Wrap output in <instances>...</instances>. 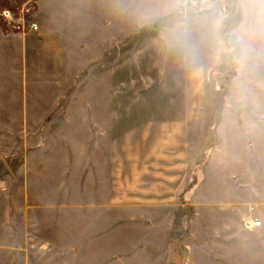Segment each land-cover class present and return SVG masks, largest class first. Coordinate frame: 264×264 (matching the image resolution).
<instances>
[{"label": "rangeland", "instance_id": "374dc122", "mask_svg": "<svg viewBox=\"0 0 264 264\" xmlns=\"http://www.w3.org/2000/svg\"><path fill=\"white\" fill-rule=\"evenodd\" d=\"M235 21L0 0V264H264V47L242 60Z\"/></svg>", "mask_w": 264, "mask_h": 264}, {"label": "clouds", "instance_id": "9594fccd", "mask_svg": "<svg viewBox=\"0 0 264 264\" xmlns=\"http://www.w3.org/2000/svg\"><path fill=\"white\" fill-rule=\"evenodd\" d=\"M236 21L232 25L228 42L237 50L239 57L247 59L258 47H264V0H232ZM173 43L195 54L194 45L179 28L173 34ZM224 44L225 41H221Z\"/></svg>", "mask_w": 264, "mask_h": 264}, {"label": "built area", "instance_id": "2783aa9c", "mask_svg": "<svg viewBox=\"0 0 264 264\" xmlns=\"http://www.w3.org/2000/svg\"><path fill=\"white\" fill-rule=\"evenodd\" d=\"M3 16L7 19H11L9 12H4ZM32 29H33V31H37L36 26H34V28H32ZM262 226H263V224L261 221H257V222L250 221L246 224V228H248V229H258Z\"/></svg>", "mask_w": 264, "mask_h": 264}, {"label": "crops", "instance_id": "0c3cea01", "mask_svg": "<svg viewBox=\"0 0 264 264\" xmlns=\"http://www.w3.org/2000/svg\"><path fill=\"white\" fill-rule=\"evenodd\" d=\"M261 179V181H262V183H263V185H264V177H262V178H260Z\"/></svg>", "mask_w": 264, "mask_h": 264}]
</instances>
